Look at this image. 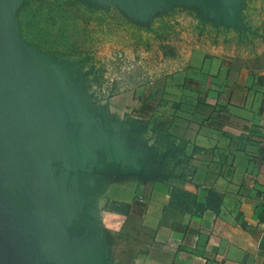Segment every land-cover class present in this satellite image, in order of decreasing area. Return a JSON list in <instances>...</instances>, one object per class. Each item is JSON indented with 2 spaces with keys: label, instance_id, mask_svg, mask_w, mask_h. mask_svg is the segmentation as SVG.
Segmentation results:
<instances>
[{
  "label": "crops",
  "instance_id": "crops-1",
  "mask_svg": "<svg viewBox=\"0 0 264 264\" xmlns=\"http://www.w3.org/2000/svg\"><path fill=\"white\" fill-rule=\"evenodd\" d=\"M25 48L61 90L25 133L42 169L8 190L13 220L29 224L25 264H264V55L197 46L161 94L96 104L60 61Z\"/></svg>",
  "mask_w": 264,
  "mask_h": 264
},
{
  "label": "rangeland",
  "instance_id": "rangeland-1",
  "mask_svg": "<svg viewBox=\"0 0 264 264\" xmlns=\"http://www.w3.org/2000/svg\"><path fill=\"white\" fill-rule=\"evenodd\" d=\"M21 1L0 0V264L27 261L21 233L29 230V224L13 220L15 205L7 201L8 190L15 181L19 186L29 181L32 167L42 169L44 158L38 141L28 139L25 133L36 132L29 127L33 122L30 117L41 116L40 105L60 98L61 92L47 86L42 72H33L27 63L25 47L32 49V45L20 37L15 19ZM92 3L99 5L98 14L104 17L94 21L95 59L82 70L72 66V58L55 59L66 69L76 97L88 103L97 104L127 91L136 95L154 90L161 94L172 61L197 46L231 54L264 55V0ZM88 69L90 74H85ZM39 175L42 172H35L37 179ZM55 254H45L39 264H54L49 259Z\"/></svg>",
  "mask_w": 264,
  "mask_h": 264
},
{
  "label": "trees",
  "instance_id": "trees-1",
  "mask_svg": "<svg viewBox=\"0 0 264 264\" xmlns=\"http://www.w3.org/2000/svg\"><path fill=\"white\" fill-rule=\"evenodd\" d=\"M98 10L92 0H22L15 19L25 42L54 59L72 58V66L82 70L95 59L94 21L104 18Z\"/></svg>",
  "mask_w": 264,
  "mask_h": 264
}]
</instances>
